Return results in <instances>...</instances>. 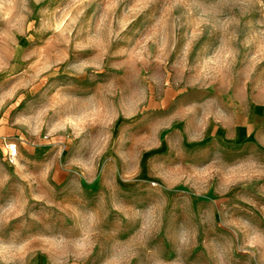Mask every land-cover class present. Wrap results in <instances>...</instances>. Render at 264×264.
Wrapping results in <instances>:
<instances>
[{"label":"rangeland","instance_id":"obj_1","mask_svg":"<svg viewBox=\"0 0 264 264\" xmlns=\"http://www.w3.org/2000/svg\"><path fill=\"white\" fill-rule=\"evenodd\" d=\"M0 264H264V0H0Z\"/></svg>","mask_w":264,"mask_h":264},{"label":"built area","instance_id":"obj_2","mask_svg":"<svg viewBox=\"0 0 264 264\" xmlns=\"http://www.w3.org/2000/svg\"><path fill=\"white\" fill-rule=\"evenodd\" d=\"M5 144L9 148L11 153H14L16 151V146L14 142H6Z\"/></svg>","mask_w":264,"mask_h":264}]
</instances>
